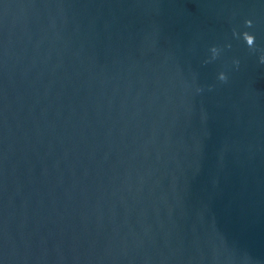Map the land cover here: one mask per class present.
Instances as JSON below:
<instances>
[{"label":"water","instance_id":"obj_1","mask_svg":"<svg viewBox=\"0 0 264 264\" xmlns=\"http://www.w3.org/2000/svg\"><path fill=\"white\" fill-rule=\"evenodd\" d=\"M0 264H264V0H0Z\"/></svg>","mask_w":264,"mask_h":264}]
</instances>
